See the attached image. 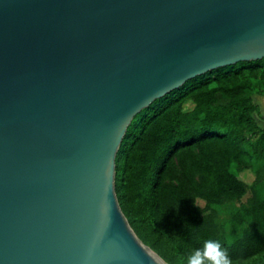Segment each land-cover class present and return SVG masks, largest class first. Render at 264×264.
Masks as SVG:
<instances>
[{
    "label": "water",
    "instance_id": "obj_1",
    "mask_svg": "<svg viewBox=\"0 0 264 264\" xmlns=\"http://www.w3.org/2000/svg\"><path fill=\"white\" fill-rule=\"evenodd\" d=\"M264 58V0H0V264H169L117 191L134 117Z\"/></svg>",
    "mask_w": 264,
    "mask_h": 264
},
{
    "label": "trees",
    "instance_id": "obj_2",
    "mask_svg": "<svg viewBox=\"0 0 264 264\" xmlns=\"http://www.w3.org/2000/svg\"><path fill=\"white\" fill-rule=\"evenodd\" d=\"M263 94L264 58L242 61L187 81L128 127L116 159L118 199L145 244L148 235L168 245L169 264L209 239L235 264H264V124L253 98ZM247 193L231 215L242 234L230 242L215 207Z\"/></svg>",
    "mask_w": 264,
    "mask_h": 264
},
{
    "label": "rangeland",
    "instance_id": "obj_3",
    "mask_svg": "<svg viewBox=\"0 0 264 264\" xmlns=\"http://www.w3.org/2000/svg\"><path fill=\"white\" fill-rule=\"evenodd\" d=\"M253 98L254 101L260 106V111L257 113V118L260 120L261 124H264V94L254 95ZM240 176L247 182H251L253 180V174L250 171H243ZM249 196L250 193H247L239 202L224 203L215 207L218 225L220 229L226 234L230 242H233L239 238L243 230L242 225L232 220V211L238 207L240 203L246 202ZM145 240L147 243L146 245L150 246L151 249L159 254L164 260L166 259L168 262H173V256L169 252L168 245H166L162 239L147 235Z\"/></svg>",
    "mask_w": 264,
    "mask_h": 264
},
{
    "label": "clouds",
    "instance_id": "obj_4",
    "mask_svg": "<svg viewBox=\"0 0 264 264\" xmlns=\"http://www.w3.org/2000/svg\"><path fill=\"white\" fill-rule=\"evenodd\" d=\"M183 264H235V262L219 241L209 239L203 242L202 247L192 249Z\"/></svg>",
    "mask_w": 264,
    "mask_h": 264
}]
</instances>
